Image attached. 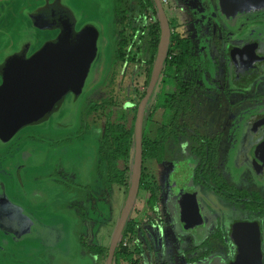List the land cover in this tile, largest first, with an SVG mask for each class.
<instances>
[{
	"label": "flooded vegetation",
	"instance_id": "af4514ba",
	"mask_svg": "<svg viewBox=\"0 0 264 264\" xmlns=\"http://www.w3.org/2000/svg\"><path fill=\"white\" fill-rule=\"evenodd\" d=\"M123 1V22L113 12V0L112 13L116 19L114 22L123 25L119 31L121 38L117 42V49L123 47L128 59L120 62L119 68L123 69L114 71L109 86L115 83L118 76V86L121 87L129 75L131 80L133 78L131 89L141 87L134 109L135 120L138 104L151 78L161 25L154 0ZM200 1L203 7L195 8L197 0H183V4L186 2L182 6L184 15L182 20H177L176 11L160 0L169 27V45L144 106L142 137L149 125L154 123L161 161L171 156L176 161V171L183 170L182 166H185L188 181L184 182L186 184H177L176 190L180 187L189 189L191 204L186 217L189 219L194 216V204L204 214V235L197 240L195 232L190 234V264H233L245 249L237 234L232 233V224L248 221L257 223L264 264V213L253 214L243 210L238 203L228 198L226 192L227 188L230 189V197L235 198L239 191L243 199L252 201L254 207L260 210L264 208V7L229 14L222 11L218 0ZM14 2L0 0V46L10 28L3 26L8 11L6 3L11 7ZM9 10L13 11L12 8ZM202 10L207 18V26H204V32L197 34L199 38L196 39L194 15ZM155 24L158 25L159 34L151 57L153 49L151 51L149 47L151 38L148 32ZM132 64L140 66V69L130 71L126 76L125 68ZM211 96L214 97L213 104L210 103ZM248 99L250 105L246 104ZM81 103L73 123L27 129L6 146L0 147V183H4L10 199L38 218L62 217L68 225L63 248H44L30 254L22 253L14 243H4L0 233V264H50L51 251H56L60 256L71 253L73 222L77 220L83 226L91 223L89 210L97 204L93 185L84 183L79 198L74 197L69 201L62 199L67 178L74 182L78 176L86 182L94 174L93 184L101 182L104 185L97 173L99 136L103 134L104 127L95 121L102 110L92 108V104L87 107L84 117L78 120ZM123 106L133 110L129 102ZM201 112L208 116L209 121L197 120L203 117ZM244 112L250 114L237 121ZM212 113L216 115L213 117ZM226 121L230 122L229 126ZM92 132L96 135L95 140L89 137ZM182 160L184 164L180 166ZM43 164L48 169L42 173L32 176L26 174L28 169ZM227 165L231 171H238L236 168L244 170L246 174L242 175L245 178L237 184L227 183ZM110 184L106 183L105 187L108 188ZM175 194L171 209L176 220L179 210L175 208ZM208 194L214 201H210L206 196ZM104 197L108 199L107 193ZM220 205L238 208L245 213V218L234 220L228 231L218 218V223L215 220L216 226L208 231L209 225L213 223L211 216L220 210ZM79 208H85L87 214L83 221L78 215ZM78 231V240L80 237L83 239V233Z\"/></svg>",
	"mask_w": 264,
	"mask_h": 264
},
{
	"label": "water",
	"instance_id": "95a60500",
	"mask_svg": "<svg viewBox=\"0 0 264 264\" xmlns=\"http://www.w3.org/2000/svg\"><path fill=\"white\" fill-rule=\"evenodd\" d=\"M12 37L0 46V147L20 132L52 124L74 122L78 107L98 77L104 40L102 20L94 8L76 0H22ZM77 2V3H76ZM161 34L144 97L138 104L133 129L129 185L112 233L105 264L113 255L136 200L142 170V119L145 103L155 84L169 45V27L160 0H154ZM224 13L264 7V0H218ZM92 10V12H91ZM189 189L181 187L175 204L186 201ZM190 199V198H189ZM68 225L62 217L38 218L10 199L0 183V233L28 253L63 248ZM232 233L244 246L233 264H263L256 222H235Z\"/></svg>",
	"mask_w": 264,
	"mask_h": 264
},
{
	"label": "rangeland",
	"instance_id": "374dc122",
	"mask_svg": "<svg viewBox=\"0 0 264 264\" xmlns=\"http://www.w3.org/2000/svg\"><path fill=\"white\" fill-rule=\"evenodd\" d=\"M15 2L10 7V4L6 3L8 6V11L5 13V20L3 22V26L5 28H9L7 31V35L4 38L3 42L6 41L9 37H12V33L15 32L18 18H17V11L19 6L23 3L22 0H14ZM79 6H86L87 8H94L98 17L102 20L103 24V33H104V40L102 44V59L100 61L98 67V77L95 84L89 89L86 96L84 97L81 107L79 110V117L78 120H81L84 117L86 109L88 106L92 104H99L102 102H109L110 97L117 93V102L121 106L126 102H129L130 105L135 109L140 94H141V87L138 89H131L132 80L130 76H127V73L130 71L140 69V66L130 65L125 68L124 74H126V83L119 87L118 92L117 88L119 85V78L115 79V83H112L110 86L109 84L112 82V74L115 70H120V57L118 55L117 49V42L120 40V30L123 27L121 23H115L116 19H114V15L112 13V0H76ZM167 7L175 10V18L177 20H182L183 18V11L182 6L183 0H162ZM195 3V8L197 6L203 7L199 3L200 0ZM9 2V1H8ZM76 2V3H77ZM4 5V4H3ZM16 7V8H15ZM13 11H10L11 9ZM92 12V10H91ZM203 10L198 13L196 12L194 15V31L196 39L199 38L197 34H201L204 32V26H207V18L204 17ZM140 23V21H137ZM123 69V68H122ZM121 69V70H122ZM216 69V68H215ZM120 70V71H121ZM212 70V69H211ZM100 75V77H99ZM137 75V74H136ZM132 76V75H131ZM138 78V76H137ZM133 87V86H132ZM109 88V91H108ZM108 91V92H107ZM200 98V97H199ZM198 101V98L195 99V102ZM204 101V100H203ZM210 103H214V97H210ZM247 105H250V100L246 101ZM100 115L95 119L96 122L103 128L106 122V116L104 114L105 108H102ZM250 114L249 112H244L241 114L237 121L241 120L242 117ZM82 114V115H81ZM214 113H212L213 115ZM228 114V113H227ZM203 112H201V116ZM216 115V114H215ZM213 115V117L215 116ZM212 117V116H211ZM219 117L217 116V119ZM205 120L209 121L207 115H203V117L197 120ZM228 119V116L227 118ZM227 126L230 125L229 121H226ZM186 131V130H185ZM226 131V130H225ZM190 133V129L187 130ZM186 133V136H188ZM95 140L96 135L92 132L89 136ZM182 137V136H181ZM185 137V136H183ZM182 137V138H183ZM99 144H101L102 137L99 136ZM185 149V146H184ZM131 159L128 162V166L131 167ZM184 164L182 160L180 162V166ZM183 170L176 171V161L171 158V156H167L161 162H157L152 158L144 157L142 163V172H143V181L148 185V192L142 189L139 191L138 196L134 202V206L131 210L129 218L135 222V232L132 235H127L125 238V242H127L129 246V250L132 252L134 251L133 259L125 264H190L191 260L189 258V240L191 239L190 234L191 232H195L197 234V240L204 235V228L206 221L204 220V214H201V209L198 205L194 204L195 206L192 207L194 212V216L189 218L187 216V212L190 209L191 199L188 197H184L183 199H187L186 201L179 202L175 205L179 211L176 212L178 217L175 220L173 217L172 209V199L173 195L178 193L177 184L187 182V175L185 166H182ZM32 170H27L26 174L28 176L36 175L38 173H42L44 170H47L48 167L46 165H40L39 167L31 168ZM238 171H231V167L229 165L226 166V176L225 180L227 183L237 184L240 183V179H244L243 177L245 171L242 169L236 168ZM241 172V173H240ZM243 174V175H242ZM246 174V173H245ZM94 175V174H93ZM93 175L87 178V181L84 182L80 179V177H75V181H71L67 178L65 194L63 196V200L69 201L74 197H80L81 194L79 191L83 187L84 183H88L93 185L94 191L93 193L97 196V204L89 210V216L91 215L92 221L87 225H81L77 220L73 222V229L72 235L70 240V249L71 253L70 256L78 257L79 251L81 250L82 246L79 243L77 235H79L80 230L83 234L84 242L87 245H103L104 248H107L114 231L116 222L118 220L124 198L126 195V189L121 186L119 187L117 184H110L108 188H106L101 182L97 184H93L92 178ZM71 182V183H70ZM81 182V184L79 183ZM186 184V183H184ZM77 187V188H76ZM104 187L103 190H101ZM75 190V191H74ZM105 190V191H104ZM176 190V192H175ZM77 191V193H76ZM149 192L155 195L156 199V207L151 211H148L147 205H145L146 201L149 198ZM205 192V191H204ZM108 196L106 199L104 196ZM174 193V194H173ZM175 194V196H176ZM206 194V193H205ZM101 195L104 197L101 198ZM212 200L211 196L208 194L206 195ZM66 197V198H64ZM83 197V196H82ZM81 197V198H82ZM99 201V203H98ZM190 202V203H189ZM194 201H192L193 204ZM99 204L100 206L99 208ZM81 205H79L80 207ZM172 206V207H171ZM198 206V207H197ZM203 206V205H202ZM228 206V205H226ZM220 205V210L218 212H213L211 218L213 223L209 225L208 231H211L218 223V218L221 220L227 231L229 230V225L238 219H244L245 213L239 210L236 207H229ZM69 208V205L67 206ZM85 208H79V217L84 216L86 217ZM189 213V212H188ZM147 217V218H146ZM152 219L153 222H148L147 219ZM145 219V220H144ZM86 220V218H85ZM147 220V222H146ZM216 220V223H215ZM87 223V221L85 222ZM78 231L77 235L76 232ZM88 247V246H87ZM89 250H85L82 248V251L87 252V260L88 261H99L100 255L98 254L97 250H93L89 246ZM22 253L30 254L25 250H20ZM57 254L56 251H52ZM146 253L147 261L144 260L142 257V253ZM49 253V252H48ZM51 254V252L49 253ZM55 255L52 256L54 258ZM61 259V258H60ZM103 260V259H102ZM52 261V259H51ZM99 263V262H98ZM192 263V262H191ZM100 264H105L102 262Z\"/></svg>",
	"mask_w": 264,
	"mask_h": 264
},
{
	"label": "trees",
	"instance_id": "16d2710c",
	"mask_svg": "<svg viewBox=\"0 0 264 264\" xmlns=\"http://www.w3.org/2000/svg\"><path fill=\"white\" fill-rule=\"evenodd\" d=\"M146 1L148 2L150 0ZM113 3V12L116 18L123 22L125 19V10H123L124 1L113 0ZM158 32L159 28L156 24L151 26L148 32V36L151 38L149 47L151 51L153 49L151 52V57H153L154 50L156 48L157 37L159 34ZM118 55L121 62L127 61L128 57L126 56L123 47H119ZM118 89L119 86L117 88V92ZM117 103L116 93L110 96L109 102L107 101L92 105V108H97L98 110L105 108L104 114L106 116L104 131L101 135L102 140L99 146L97 173L99 178L104 182L117 184L119 187L123 186L127 192L131 170V167L128 166V162L132 157L133 149L134 110H129L127 107L118 105ZM184 108H186V106H184ZM156 131V126L154 123H152L149 125L148 131L144 132L142 137V156L152 158L155 161L160 162V145L156 142ZM143 179V172L141 171L138 194L142 189L148 192V185L143 181ZM226 192L228 198L231 201L238 203L243 210L253 214L264 213V208L260 210L254 207L252 201L250 199H243L242 194H240L239 191H237V196H235V198L232 197L233 199L230 197L232 191L227 188ZM145 205H147L148 211H151L156 207V199L153 193L149 192V198ZM83 219L84 216H80V220L83 221ZM147 220L148 222H153L151 218H148ZM135 226V222L132 221L131 218H128L116 246L112 264H122L133 259L134 251L131 252L127 242L124 245L123 241H126L125 238L127 235L134 234ZM79 243L85 250H89V246L91 248L93 247V250H97L101 257L99 258V262L101 261L102 263L103 260H105L108 248H104L103 246L99 245H87L84 240L81 239V237L79 238Z\"/></svg>",
	"mask_w": 264,
	"mask_h": 264
},
{
	"label": "crops",
	"instance_id": "0c3cea01",
	"mask_svg": "<svg viewBox=\"0 0 264 264\" xmlns=\"http://www.w3.org/2000/svg\"><path fill=\"white\" fill-rule=\"evenodd\" d=\"M105 185H106V182H104V186ZM98 203H99V201H98ZM100 206L101 205L99 204V208H100ZM68 215H70V214H68ZM99 246H103V245H99ZM52 253H54V252L51 251L50 259H52V261H50V264H100L101 263V261L100 262L99 261L93 262L92 260L91 261H88L87 258H86L87 255H88V253L85 252V251L83 252L82 251V248L79 251L78 257H77V255L74 256V257L73 256H70V254H66L64 256L63 255L60 256L59 254H52ZM53 255H55L54 258H52ZM142 257L144 258L145 261H147V255H146V253L143 252L142 253ZM103 262H105V260H103ZM122 264H125V263H122Z\"/></svg>",
	"mask_w": 264,
	"mask_h": 264
},
{
	"label": "built area",
	"instance_id": "2783aa9c",
	"mask_svg": "<svg viewBox=\"0 0 264 264\" xmlns=\"http://www.w3.org/2000/svg\"><path fill=\"white\" fill-rule=\"evenodd\" d=\"M123 244L125 245V244H126V242H125V241H123Z\"/></svg>",
	"mask_w": 264,
	"mask_h": 264
}]
</instances>
